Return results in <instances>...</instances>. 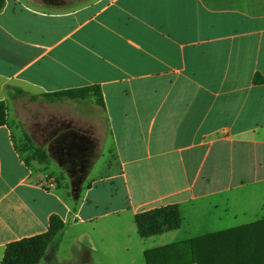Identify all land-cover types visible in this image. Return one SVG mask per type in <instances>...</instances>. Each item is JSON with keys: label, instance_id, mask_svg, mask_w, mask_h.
Listing matches in <instances>:
<instances>
[{"label": "crops", "instance_id": "crops-1", "mask_svg": "<svg viewBox=\"0 0 264 264\" xmlns=\"http://www.w3.org/2000/svg\"><path fill=\"white\" fill-rule=\"evenodd\" d=\"M263 52L264 0H6L0 264L53 214L65 226L39 264H145L149 249L264 219V81L254 82ZM91 85L105 102L95 163L105 171L92 185L50 188L14 134L49 133L32 97ZM171 204L181 228L141 238L135 215ZM114 219L117 232L99 231Z\"/></svg>", "mask_w": 264, "mask_h": 264}, {"label": "trees", "instance_id": "trees-1", "mask_svg": "<svg viewBox=\"0 0 264 264\" xmlns=\"http://www.w3.org/2000/svg\"><path fill=\"white\" fill-rule=\"evenodd\" d=\"M6 0H0V12ZM256 74L254 82H263ZM21 95L23 92L18 90ZM45 97L86 100L93 98L104 107V96L100 85L67 89L48 93ZM9 108L0 101V127L8 124ZM29 156L24 159L27 166L31 161L46 163L48 154L35 147L28 135L25 136ZM16 149L19 151L18 146ZM135 224L141 238H149L181 228L182 218L179 206L171 204L139 212ZM63 219L53 214L48 230L33 237L24 238L7 245L2 264H39L47 248L64 229ZM145 264H264V219L239 227L209 233L205 236L149 249L145 253Z\"/></svg>", "mask_w": 264, "mask_h": 264}, {"label": "rangeland", "instance_id": "rangeland-1", "mask_svg": "<svg viewBox=\"0 0 264 264\" xmlns=\"http://www.w3.org/2000/svg\"><path fill=\"white\" fill-rule=\"evenodd\" d=\"M87 1L90 2L93 0H84V2ZM68 8L70 9L73 7ZM262 57L264 59V52L262 53ZM15 97H19V94L16 93ZM30 101H35L36 108L34 113L36 115L41 114V112L44 113L41 122L49 127V133L42 134L37 132L35 133L34 138H32V135L25 130H23V133L14 134L15 143L18 146L19 153L23 159H27L29 156V151H27L28 144H26L25 141V136L28 135L35 147L43 149L48 154L49 160L46 163H40L35 160L30 162V165H38L40 172L44 175L48 187L56 188L58 185H67L68 188L72 190L87 184L92 185L95 182L93 181V176L105 171V168L100 165L101 163L95 167L96 158L102 152V141L105 137L106 121L103 116L102 106L98 105L93 98L86 100H70L34 96ZM65 110L68 111V117L60 116L59 112L64 114ZM96 110L99 111L97 117L92 115V112ZM77 115L83 118L85 124L78 122V119L81 118H77ZM65 123L69 127L66 132L61 129ZM97 125L100 128L101 139L100 142H98L97 149H94L95 141L93 140H96V137L93 136V138H91V130L93 129L94 131V127L98 128ZM35 137L39 139L50 138L51 141H48V143L51 145V149L49 150L48 147L43 148L42 145L37 142ZM91 140L93 143L92 148L91 143L90 145L88 144ZM60 141H62V143L64 142V144H60ZM79 157H81V159H79ZM116 222H118L117 219L106 220L104 224L106 223L108 225L105 227H103V225L99 231L110 234L117 232L116 226L112 225V223Z\"/></svg>", "mask_w": 264, "mask_h": 264}]
</instances>
